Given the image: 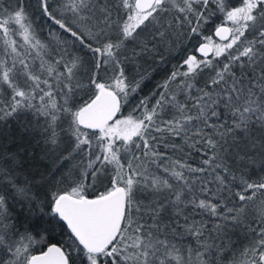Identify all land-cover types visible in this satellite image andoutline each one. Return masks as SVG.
<instances>
[{
    "label": "snow or ice",
    "instance_id": "obj_1",
    "mask_svg": "<svg viewBox=\"0 0 264 264\" xmlns=\"http://www.w3.org/2000/svg\"><path fill=\"white\" fill-rule=\"evenodd\" d=\"M0 264H264V0H0Z\"/></svg>",
    "mask_w": 264,
    "mask_h": 264
},
{
    "label": "trees",
    "instance_id": "obj_2",
    "mask_svg": "<svg viewBox=\"0 0 264 264\" xmlns=\"http://www.w3.org/2000/svg\"><path fill=\"white\" fill-rule=\"evenodd\" d=\"M30 2H31L33 5L36 4V0H30ZM237 2H238V0H237ZM37 22L39 23L40 21H37ZM216 23H219V20H217ZM212 27H213L212 25H209V28H210V29H211ZM45 34H47V28H45ZM205 34H206V35H210L211 32L209 31V32H206ZM188 47L191 48L192 45H188ZM185 54H186L185 51L182 49V50L179 52V54H175V53H174L171 57H169V62H168L167 64L161 66V70L159 71V73L153 78V80H152L151 83H148V84H147V86L145 87V92L142 93V94H146V93H147V92H148V91L154 86V84H155V82H156L157 80L162 79L163 76H164L169 70H171L172 67H173L174 65L179 64L180 61H181V58H182ZM128 111H129V108H125V109H123V113H124L125 115H127ZM56 239H59V236H57ZM51 242H55V241L53 240V241H51Z\"/></svg>",
    "mask_w": 264,
    "mask_h": 264
},
{
    "label": "water",
    "instance_id": "obj_3",
    "mask_svg": "<svg viewBox=\"0 0 264 264\" xmlns=\"http://www.w3.org/2000/svg\"><path fill=\"white\" fill-rule=\"evenodd\" d=\"M214 39H216V38H214Z\"/></svg>",
    "mask_w": 264,
    "mask_h": 264
}]
</instances>
